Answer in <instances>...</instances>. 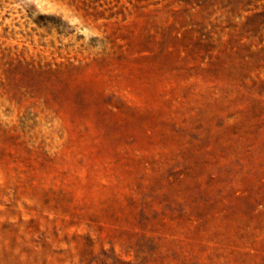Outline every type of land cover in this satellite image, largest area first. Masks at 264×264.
Here are the masks:
<instances>
[{"label": "rangeland", "instance_id": "1", "mask_svg": "<svg viewBox=\"0 0 264 264\" xmlns=\"http://www.w3.org/2000/svg\"><path fill=\"white\" fill-rule=\"evenodd\" d=\"M0 264H264V0H0Z\"/></svg>", "mask_w": 264, "mask_h": 264}]
</instances>
